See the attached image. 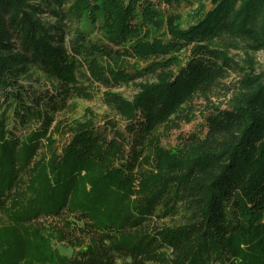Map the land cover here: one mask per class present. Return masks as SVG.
<instances>
[{
	"label": "trees",
	"instance_id": "obj_1",
	"mask_svg": "<svg viewBox=\"0 0 264 264\" xmlns=\"http://www.w3.org/2000/svg\"><path fill=\"white\" fill-rule=\"evenodd\" d=\"M158 1L0 0L8 264H264V72L228 52L264 45V0ZM94 82L108 112L54 123Z\"/></svg>",
	"mask_w": 264,
	"mask_h": 264
},
{
	"label": "rangeland",
	"instance_id": "obj_2",
	"mask_svg": "<svg viewBox=\"0 0 264 264\" xmlns=\"http://www.w3.org/2000/svg\"><path fill=\"white\" fill-rule=\"evenodd\" d=\"M142 1V0H140ZM155 5H158L160 7H166L167 6L163 2H159L158 0H150ZM195 5V4H194ZM195 6L190 5H184L182 4V8H180L181 18L179 20V23L182 25L188 24L190 21L194 19L193 15H191V9ZM46 15V13H44ZM100 35V32L93 29L92 35ZM230 55L234 58V61L239 62L241 65L244 66H253L258 71L264 72V45L260 46L257 49H254L253 47H248L245 44L242 43L240 48H230L229 51ZM128 61H133L131 57L126 56ZM238 73L231 72L230 76L226 78V82L229 83L235 79L238 78ZM84 85L88 84V82H84ZM87 89L91 90L90 96H85L81 94H74L72 98H68L67 106L63 112H60L57 114L56 119L54 120V123L57 119L65 120V121H72L73 120H82L86 117H89L87 115H90V112L92 111L94 113V120H97L100 118L101 115H104L108 112L107 105L104 101V95L103 92L107 91L105 87L101 86L100 84L94 82L87 85ZM110 91L114 93H121L123 97L130 99L131 96L135 93V87H133L132 84H121L119 86H116ZM230 95V93H229ZM213 99H215L213 97ZM224 98L220 97L218 100L222 101ZM54 123H52L51 127L54 126ZM203 120L199 116L192 121L188 123H182L181 128L171 131H166L164 134H161L159 137V141L162 145L169 147L174 145L177 142V135L183 134L187 135L191 132H198L200 128H202ZM50 127V129H51ZM51 134L53 137H55L58 142L61 140L62 136H59L58 134H55L54 131L51 129ZM0 220L5 221V216L0 212ZM93 239V235L85 237L84 240V247L88 245ZM4 242L0 241V264H8L7 263V257L2 252L4 251ZM80 245H76V248H79ZM75 248V249H76ZM74 249V250H75Z\"/></svg>",
	"mask_w": 264,
	"mask_h": 264
}]
</instances>
